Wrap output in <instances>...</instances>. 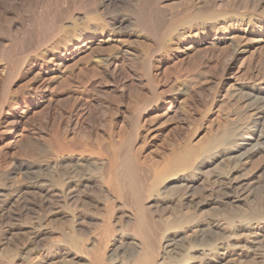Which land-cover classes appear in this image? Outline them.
I'll list each match as a JSON object with an SVG mask.
<instances>
[{
	"label": "bare ground",
	"instance_id": "obj_1",
	"mask_svg": "<svg viewBox=\"0 0 264 264\" xmlns=\"http://www.w3.org/2000/svg\"><path fill=\"white\" fill-rule=\"evenodd\" d=\"M14 1L16 2V0ZM29 1L32 2L30 3L33 6L32 8H35L40 3L44 2L43 0ZM221 1L223 2V4L219 6L221 9L220 11H224L230 7L228 1ZM3 2L4 0H0V4H2ZM158 2V0H71V8L66 11V16L63 15L64 17H66V20L68 21L67 23H69L68 26L65 25V27H63L61 20L56 16L57 14H54L52 16L48 14L50 4L45 2V10L43 12L35 13L36 10L32 9L33 14L35 13V15L31 16L24 25H22L18 30H16V32H12L9 26L10 23L8 25L9 27L4 24L6 22L4 21V18H2L3 16L0 15V31H6L7 37L11 41V44L24 42L27 45V50L31 47H39L41 45L45 46L46 44L48 46V43L51 42H54V46L51 49L55 51L63 50L67 52L68 50L70 51L74 48V51L71 54H67L68 57L62 56L57 52V55H54L53 60L51 59L52 61L50 62V65L46 69H44L41 74H39V78L32 84V87L17 94V98L15 99L16 101H11L9 103H0V145L8 137L14 139V143L11 142L13 144L12 147L15 148L20 144L17 139V134L19 132V124L25 122V117L19 116V112H16L17 109L25 110V112H28L27 110L29 109V105L38 107L41 105V98L37 95V92L39 90V84L46 81L47 75L49 73L60 69L67 62L72 61L71 59L74 58L73 53H75V45L83 43L85 41H87V43H91L94 39L99 37L105 39L110 36L113 37L114 35H119V33H123V31H125V28H129L131 26L139 27L143 31L142 32L139 29L140 34L141 32H145V34L147 33L149 35V32H147V30L151 31V29L153 30L155 26L157 27L160 18L159 14L163 15L164 11L166 10L158 9ZM249 2H247L246 0V3L244 4L245 8H247V3ZM263 2L264 0H261V3L259 2L258 4H255L252 9L254 11L259 10L261 17V27L259 28L262 32H264V8L261 7ZM196 3L198 4V2ZM21 7H17L15 9V12L12 14H22L23 10ZM114 9H119L122 12L127 13V15H115ZM205 9V7H201L198 10V14L196 15H202L200 16V18H203V13H205ZM247 9H245L244 11H246ZM75 10H77L79 13L74 14ZM159 10L163 11V13H161V11ZM224 12H219V14L222 16V13L224 15ZM215 14L213 15V17H216ZM206 15L207 18L206 20H204L206 23L200 24L198 26L200 29H202L201 35H198V33L200 32L199 31L198 33L195 32L196 35L194 36V38H200V40H198L201 41L200 46L206 44V41H203L202 37L206 35V33L212 31V29L214 28L212 27V23L213 21H215V19L213 20L211 14L207 13ZM234 15L236 16V14ZM58 16L60 17V15ZM64 17L62 18L63 20ZM232 19L233 18L227 19V17H223L221 21L226 23L231 21L232 24L238 22L237 19ZM172 20H174V18ZM197 20H199L198 17ZM163 21L164 20H162V22ZM170 24L171 23H169V25ZM232 24L230 25L232 26ZM167 28L166 30H164L167 31ZM204 29L207 30L204 32ZM185 30L188 31L187 28ZM221 31L223 30L221 29ZM153 33L154 31H152V35ZM163 34H165V32L162 33V35ZM174 34L175 33H173V35ZM177 34L179 35V33ZM221 40L219 39L217 40V42H220L219 44H224L225 42H221ZM122 43H124L123 40L120 44ZM115 44L108 45L107 47L98 45V47L95 48L86 47L88 49L85 51V53H87L83 56V59L86 60L87 72H99V69H102V71L105 73H112V70H115V68H120L123 70L124 64L126 62V64H128V61H131L133 58L129 57L125 53L118 51V48ZM17 47L19 48V45ZM242 52L243 51H235L232 54L231 60H235V58L239 56ZM262 53L263 54L262 58H260L261 62L259 65V73L260 75H263V78L261 79V85L245 87L243 90H239L240 92L238 94L239 98L243 99L246 108L248 110L255 111V116H252L249 119L245 117L247 119V123H243L244 125L240 124L241 126L236 127V129H231L230 131L232 132L225 130L224 133H220V137H216L214 139L209 140L208 143H206V146L201 149H197L198 147L186 148L184 150L185 152L183 151L184 153L182 152V154L177 155V157L175 156L176 158L174 159H176V165L174 163L171 164H174V170L169 171L171 167H168L169 169L167 168V172L166 169L164 170V175H156L157 177H155L154 182L150 184L152 186L148 187L149 189L147 188V184L144 182L146 180H142L140 178V173L142 176V172H140L141 170L137 168L135 162L136 160L134 161L133 156L130 154V152H132L130 151L132 147L127 142L126 144L129 145L128 147L123 145L125 148H128L127 151L124 148L125 154H123V156L120 155L121 158L117 156L118 160L111 158L113 161L111 160L110 162L109 160L107 163L108 171L110 174H112V176L108 177L107 180V175H105L106 177H104V181H107V185H95V182L92 181V178H90L89 181V176L87 179V177L85 178L82 175V177H80L85 178V180L82 179L83 181H77L75 183L71 179H69L68 176H65L64 178L61 177L62 179L60 180L56 179L57 182L54 183L55 180L53 179H55V177L53 178V175L58 178L57 174L55 175V173H57L55 172V168L57 167V165L58 167H60L61 165H66L70 162V160H72L71 156L73 155H70V150H68L69 147H66V145L61 144V141H59L56 137H54L53 140L52 138L50 140V135H48L47 140L43 143H39L36 141L30 144L26 152L21 157H15L12 155L8 156L6 151H0V264H124V261L122 262L121 259L118 257V253H121L122 255L125 250L131 251V257L133 258V260H131V264H264V199H262V197L257 199L256 196H258V194L255 196L253 193L252 187L255 183L251 180L254 174L244 179H239V176H237L238 180H236L237 178H234L235 180H232V178H230V174L225 177V179L229 181V184H231L227 185L231 190L242 191L243 189L248 188V193L245 196V191L243 190L244 192H236L235 197L231 198V204H234L236 207H233V205L230 204L231 207L229 208L228 205L227 207L230 209V212L232 207L234 209L238 208L237 206L240 203H244V206L248 205L249 208H245L249 211H247V214L245 212L246 209L242 210V208L240 209V211L242 210L245 213L244 215H241V212L238 213V215L240 214V216L238 217L236 216L237 213H235V219H229L224 222L215 221L213 219V217L217 215L216 213H218L219 205L217 204L218 209L216 208V213L214 212L215 209L213 210L212 208L213 206L211 207L213 191L215 187L218 186V182L216 184L217 186L214 187L213 184L211 185L209 180L206 184L204 183V185V181L202 182L201 180L203 171L210 172L213 167L215 168V164L216 168L219 166V163L220 166L223 168L225 167L224 165H226V163L228 164V162L229 165H227V167H230L231 164H233L234 166L244 167L253 159H256L255 162L257 161L258 163L261 162L264 164V52ZM10 54L11 49H9V47L1 48L0 61H8L10 59ZM13 54L11 56H13ZM40 62L41 64H45L44 61ZM54 62H56L55 65H53ZM8 64L11 65V61ZM41 64L38 63V65ZM36 65L37 64L31 66L29 69H26V67L22 66L23 68L21 67V69L19 70L22 73L18 75V79L23 80L31 72V69L36 67ZM143 65L144 66L140 67V71H143L146 81H149V78L151 79V70L147 69V67H149L150 64L147 66L146 62ZM133 66L134 65H132V69ZM73 74H75V72ZM95 76H97V74H95ZM101 77L103 78L102 75ZM13 78L14 73L7 72L6 77L2 82L3 91L4 89L6 90ZM101 80H99L100 83L102 82ZM92 84L93 83H89L86 87H91ZM186 86L188 87L190 85L188 84ZM8 91L9 90H7V92ZM165 92L162 93V97L161 95H158L160 96V99L163 98V100L161 101L162 105H167V112H173L175 104L173 100L169 98L170 96H167V94L170 93L167 92L166 94ZM159 96L157 97L154 95V98H159ZM155 99H148L147 97L145 99L143 98L139 101L136 108L134 107L135 109L132 115V124L134 126L139 123L142 113L151 108L150 105L152 103L154 104L158 102L157 100L159 99H156V101ZM14 104L15 108H13ZM156 105L158 104L156 103ZM78 107L79 106L73 108L72 106V109L69 108L66 112H62L63 115H65V119L68 123L75 122V124H78L79 122H81L80 116L81 112H83L84 110V106L82 105L79 108V112L77 111ZM234 118L236 120L237 117ZM62 122L64 121L62 120ZM229 123L232 122L229 121ZM39 125L41 127V122ZM233 126L235 127V125H232V128ZM228 128H231V126ZM38 130L41 131V128H38ZM53 141L54 144L52 145ZM118 148H114L115 153L112 151L115 154V157L120 152V149ZM115 149H118V152L117 150L115 151ZM121 150L123 151V149ZM217 161L219 162L216 163ZM221 162L226 163L222 164V166ZM261 163L256 164L258 167H256L257 170H261ZM78 164L80 165V162H78ZM78 164L74 165L78 167ZM103 167L107 166L104 165ZM222 168H220V171L225 169ZM234 168L236 169L238 167ZM76 169H79V167ZM62 172L63 174L65 173L64 169H62ZM76 173L73 174L77 176L78 173L77 175ZM242 176L244 177V175ZM242 176L241 178H243ZM245 176H247V174ZM222 179H224V177H222ZM218 181L220 182V179ZM201 183L203 186L199 185ZM55 184L59 190L56 189L57 187H55L54 190ZM199 186H202V191L204 192V196L202 195L203 197L200 199L195 196V193H197L195 192V190ZM80 188L84 190L83 193H107V191H111V193L114 192L116 196H118L117 199H119V202H124L125 198L127 199V197H129L131 199V205L133 206V210L135 209L136 211V214L133 213V219H129L128 222H125V225L130 226V230L132 228L131 233H128L129 231L127 230V228L126 230L128 232H126V230L122 231L121 229H123V227H126L123 226L120 228V232L117 230L118 234L114 236V238H112L113 229H111V224L109 222V224L103 222L104 225H100L102 228H100V231L102 230V234L100 233L102 235V238L99 237L101 240H97L98 238L94 239L96 240V242H98L96 243L94 253L90 254L89 251L91 249H88L87 247L88 243L90 244V241L88 239V236L87 238L85 237L86 235L81 229V226L84 224L82 221L84 220L82 219L81 221V217L75 215L72 212L73 209L70 210V206L73 204L75 205V203H77L79 199L78 195H80H76L74 194V192H76ZM172 189L178 191V194L173 196V199L171 201H174L176 207L179 209L178 212L180 211L182 215L181 219L176 221L174 220V216L171 214L170 220L168 219V221H164L165 224H162L163 226L165 225L164 227L162 226L163 230L158 229L156 231H153L154 229L152 230L150 227V223H148L150 222V220H148L147 222V217L145 218L146 215H144L145 210L147 211V213H150L152 211V205H149L147 207H144L143 205L145 199H147L146 192H151L150 195H147V197L150 196L149 198H152L151 196H153L155 200H162L164 198L163 195H167L168 191H171ZM179 191H181L182 193H180ZM231 195H233V193H231ZM57 196H59V200L55 199V197ZM130 199H128V201H130ZM107 200L108 199H106V201ZM128 201H126V203ZM122 206H124V204ZM158 206L156 207L155 211L153 210L154 213H161V211L158 210L162 207L159 208ZM54 208L59 209V212L57 214L52 213V210ZM107 210L110 211V208H106L105 211L107 212ZM226 210L227 208L225 209V211ZM109 211L107 213H109ZM153 211L151 213H153ZM199 211H203L205 214L202 215L201 213V216L200 213L195 214ZM213 212L215 214H213ZM234 212L235 211L232 212L233 215ZM233 215L231 217H233ZM157 216L159 217V214H157ZM159 218L157 219L159 220ZM160 226L161 225H159V227ZM94 240L93 242L95 245ZM108 246H110L109 249ZM105 253L107 254V256L105 255Z\"/></svg>",
	"mask_w": 264,
	"mask_h": 264
},
{
	"label": "rangeland",
	"instance_id": "obj_2",
	"mask_svg": "<svg viewBox=\"0 0 264 264\" xmlns=\"http://www.w3.org/2000/svg\"><path fill=\"white\" fill-rule=\"evenodd\" d=\"M43 1V4L40 3L41 5L39 4L37 7L32 8L33 6L32 4H30L32 2L29 0H16V2L14 0H4V2L0 4V15L3 16L2 18H4V21L6 22L4 24L7 25V27L10 26L12 32H16V30L24 25L31 16L35 15V13L43 12L45 10V2H47L50 4L48 14H50V16L57 14L56 16L61 20L63 27H65V25L68 26L69 23H67L68 21L63 15L66 16V11L71 8V0ZM158 1V9H166L167 11L165 10L163 13V11L159 10L161 11V13H163V15L159 14L160 18L157 27L155 26V28L153 30L151 29V31L147 30V32H149V35L147 33L145 34V32L142 33L143 31L139 27L131 26L129 28H125V31H123V33L114 35L115 37L110 36L111 38L108 37L105 39L99 37L94 39L91 43H87V41H85L83 43L75 45V53H73L74 58L71 59L72 61L67 62L60 69L57 68L58 70L49 73L47 75L46 81L39 84L37 95L41 98V105L39 107L29 105V109L27 108L28 112H25V110L17 109L16 112H19V116L25 117V122L19 124V132L17 134V139L20 144L15 148L12 147L13 144L11 142L14 143V139L8 137L0 145V151H6L8 156L12 155L15 157H21L26 152L30 144L36 141L39 143H43L47 140L48 135H50V140L51 138L53 140L54 137H56L59 141H61V144L69 147V153L70 155H73L71 156L72 160H70V162L66 165H61L60 167H58L57 165V167L55 168V172L57 173H54L55 175L57 174L58 178L53 175V178L55 177V179H53L55 180L54 183L57 182L56 179L60 180L65 176H68L69 179H71L75 183L77 181H83L82 179L85 180L86 177L88 179L89 176V181L90 178H92L93 180H91L95 182V185H107V181H104V177H106L105 175H107L106 180L108 177L112 176V174H110L108 171V161L110 160L111 162V158H114L115 160H118V157L121 158V156L125 154L124 146L128 147L129 145H131L132 148L130 149V151L132 152H130V154L133 156L134 161L136 160V166L137 168H139V170H141L140 172H142V176L140 173V178L142 180H146L144 182L147 184L148 188L152 186L150 184L154 182L155 177H157L156 175H164V170L166 169L167 172L168 167H171L170 169L168 168L169 171L174 170V164L176 165V159L174 158H176L177 155L182 154V152L186 148L198 147L197 149H201L206 146V143H208L209 140L220 137V133H224L225 130L232 132L230 131L231 129L233 130L236 129V127L244 125L245 122L247 123V119L255 116V111L248 110L243 99H240L238 94L245 87L260 86L261 79L263 78V75H260L259 73V65L261 62L260 58H262L263 54L262 52H264V32H262L259 28L261 27V17L259 10H252L255 4H258L259 2L261 3V0H255L256 3L254 2V0H247V2L250 1L249 3H247L248 9L245 8L244 5L246 3V0H226L229 2L228 4L230 7L224 10L225 12L220 11L221 9L219 6L223 4L221 0ZM196 2H198V4ZM17 7L22 8V14H12L15 12V9ZM201 7L206 8L205 13H203V18H200V16L202 15H196L198 14V10ZM261 7L264 8V2L262 3ZM244 8L247 10L244 11ZM32 9L36 10L34 14ZM218 11L220 13L224 12V15L222 13L221 16ZM77 13L79 12L75 10L74 14ZM207 13L212 15L213 20L215 19V21H213L212 23L215 26L212 25V27H214L212 31L206 33V35L202 37V40L206 41V44L200 46L201 41H198L200 40V38H194V36L199 31L200 32L198 33V35H201L202 29H200L198 26L200 24L206 23L204 20H206L207 18ZM114 14L118 16L127 15V13H124L119 9H114ZM214 14L216 15V17L214 16L215 18L213 17ZM234 14H236V16ZM58 15L62 17L60 18ZM63 17L64 20L62 19ZM172 17L174 18V20H172ZM197 17L199 18V20H197ZM223 17H227V19L233 18L232 20H234L235 18L238 20V22L235 24H232L231 21L226 23L221 21ZM160 19L164 21L162 22V20ZM168 20L171 22H169ZM169 23L171 24L169 25ZM230 24H232V26L234 27H232ZM166 28L168 29L167 31H165ZM186 28L188 31L185 30ZM139 29L142 31L141 34L144 35L140 34ZM161 29L165 30L162 31ZM221 29L223 31H221ZM206 30L207 29H204V32ZM4 31H0V49L9 47V49H11V54L8 61H0V103H9L11 101H16L15 99L17 98V94L32 87V84L39 78V74H41L43 70L50 65V62L53 60L54 55H57V52L62 56L68 57L67 54H71L74 51V48L70 51L68 50V53L63 50H52L51 48L54 46V42L48 43V46L46 44L45 46L41 45L43 47H31L27 50V45L24 42H19L22 45L19 43L11 44V41L7 37L6 31ZM152 31H154L155 34L153 33L152 35ZM161 32H165V34L162 35ZM173 33L175 34L173 35ZM177 33H179V35ZM219 39H222L221 42L225 43L219 44L220 42H217V40ZM119 40L121 42L123 40L124 43L120 44L121 42ZM10 44L14 46L16 44L17 45L14 47ZM112 44H115L117 46L118 51L125 53L129 57L133 58L131 61H128L131 64H126V62L124 64L123 70L120 68H115V70H112V73H105L102 71V69H99V72H87L86 60L83 59V56L87 53H85V51L90 47H107L108 45ZM18 45L19 48L17 47ZM235 51L243 52L239 56H237L235 60H231L232 54ZM12 54L13 56H11ZM39 59L40 61H44L45 64H41ZM10 61L11 65L8 64ZM20 62L22 63V65ZM146 62L147 66L150 64L147 69L151 70V79L153 81L150 78L149 81H146L143 71H140V67L144 66L143 64ZM38 63L41 65H38ZM35 64H37L36 67L32 68L31 72L23 80L18 79V75L22 73L21 71H19L22 66L26 67V69H29ZM55 64L56 62H54L53 65ZM132 65H134L133 69ZM68 68L69 70L71 69L70 71L72 74L70 73ZM7 72H13L14 78L9 83V86L6 88V90L4 89V91H6L4 92L2 89V82L6 77ZM74 72L75 74H73ZM94 73L97 74V76H95ZM119 73L122 74L120 75ZM101 75L103 76V78L101 77ZM98 76L101 78H99ZM99 80H101L102 82L100 83ZM89 83L93 84L91 85V87H86ZM188 84L190 86L187 87L186 85ZM7 90L9 91L7 92ZM164 92L166 94L167 92L170 93L167 94V96H170L169 98H171L175 104L173 112H167V105H162L161 101L163 100V98L160 99L159 95H161L162 97V93ZM154 95L157 97L159 96V98L156 97V99H159L157 100L158 102H156L158 105H156V103H154L155 105L152 103L150 105L151 108L142 113L139 123L134 126L132 124V115L137 104L140 100H142L143 98L145 99L146 97L148 99H155ZM82 105L84 106V110L83 112H81V122H79L82 125L79 123L75 124V122L68 123L63 113L66 112L69 108L72 109V106L73 108L79 106L77 108V111L79 112V108ZM13 106V108H15V104ZM234 117H237V121ZM62 120L64 122H62ZM39 121L41 122V127L39 125ZM229 121L232 123H229ZM232 125H235V127L233 126L232 128ZM230 126L231 128H228ZM38 128H41V131L38 130ZM126 142L129 145L126 144ZM53 144L54 141L52 142V145ZM114 148L120 149V152L118 155H116V157L114 154ZM118 149H115V151L117 150L118 152ZM121 149H123V151ZM127 149L128 148H125L126 151ZM255 160L256 159L251 160L244 167L234 166L231 163L230 167H227V165H229V162L228 164L226 162H221V165L226 163V165H224L225 167L222 168L219 163V166L217 165L218 167L216 168L215 164V168L213 167L210 172L203 171L201 177L202 182L204 181L203 185L204 183L206 184L208 180L211 185H214V187L218 185L213 191L211 205V207L213 206V210L215 209V213L217 212L216 208L219 205V209L217 208L218 213H216L217 215L213 217L215 221L224 222L229 219L233 220L235 213H237L236 216L239 217L240 214L238 215V213L242 212L241 215H244L245 213L242 210L249 208L248 205L244 206V203L238 204V208H233L235 205L231 204V198L235 197L236 192L242 193L245 191V196L248 193V188L243 189L244 191H235L229 189L227 185L231 184H229V181L225 179L228 174L231 175L230 178H232V180H235L237 176H239V179H244L254 174L251 180L255 183L252 187L253 193L255 196L258 194V196H256L257 199H259L260 197L264 199V164L261 162L258 163L257 161L256 163ZM74 161L77 163H75ZM78 162H80V165L78 164ZM218 162L219 161H217L216 163ZM172 163L174 164L171 165ZM260 163L262 164V168L261 170H257L258 167L256 164ZM74 164H78L79 166H77L81 170L76 169L78 167H76V165ZM104 165H106L107 167H103ZM233 166L238 168L235 169ZM220 168L225 169H221L222 171H220ZM62 169H64V174L62 172ZM76 172L78 173V175ZM73 173H76L77 176H75ZM246 174L247 176H245ZM81 175L85 178H81ZM242 175H244V177ZM241 176L243 178H241ZM222 177H224V179H222ZM238 178L236 180H238ZM219 179L220 182L218 181ZM199 185H202V183ZM202 186L197 187V189L195 190V192H197L195 193V196L199 199L204 196ZM55 187H57L56 184L54 185V190ZM56 189H58V187ZM81 190L83 189H78L76 191L78 193L74 192V194L80 195H78L79 199L77 203H75V205H71L72 207L70 206V210L73 209L72 212L75 215L80 216L81 221L82 219L84 220L82 221L84 224H81L83 226H81V229L86 235L85 237L87 238L88 236V239L90 241V244L88 243L87 246L88 249H91L89 251L90 254L94 253L96 243L98 242H96V240L94 239L98 238L97 240H99L100 238H102V230L100 231V225L103 226V222H109L111 224V229H113L112 238H114V236L118 234L117 230L120 232V228L123 226L126 227H123V229H121L122 231H125L127 228L129 232L127 230L126 232L131 233L132 228L130 230V226L125 225V222H128L129 219L132 220L134 215L133 213L136 214V211L135 209L133 210L131 199L129 197H127V199L125 198L124 202H119V199H117L118 196H116L114 192L111 193V191H107V193H83L84 190ZM108 192L111 193V196ZM148 192H146L147 195H150L151 192H149V194ZM177 192L178 191H175V189L168 191L167 195H163L164 200H155L153 196H151L152 198H149L150 196L147 197L146 195L147 199H145L143 203L144 207L152 205V211H155L156 207L159 205L158 207H162L160 209H163L160 210L158 208V211H161V213H154V211L153 213H151V211L150 214L147 213L146 210L144 212V215H146L145 218L147 217V222L148 220H150V222L148 223H150L151 229H154L153 231H156L158 229L163 230V227L165 225L163 226L162 224H165L168 219L170 220L171 214L174 216V220L178 221L181 219L182 215L180 211L178 212L179 209L176 207L175 202L171 201L173 199V196L178 194ZM179 192L182 193L181 191ZM231 193H233V195H231ZM58 198L59 196L55 197V199L59 200ZM106 199L108 200L106 201ZM128 199H130V201H128ZM126 201L128 202L126 203ZM224 201L226 202V204ZM155 202L157 206L155 205ZM121 203L122 205L124 204V206H122ZM126 204H130L131 207L130 205ZM230 204L233 205L231 212L229 209L231 207ZM75 206L79 207L76 208ZM106 208H110V211L107 210V212L109 211V213L105 211ZM226 208L227 210L225 211ZM240 209L242 210L240 211ZM227 211H229L230 213ZM233 211H235L234 215L232 214ZM247 211L249 210L246 209L245 212L247 213ZM58 212V208H54L52 210L53 214H57ZM214 212L213 214H215ZM80 213L83 215H81ZM199 213L200 216L201 213L202 215L205 214L203 211L196 212L195 214ZM157 214H159L160 218L157 216ZM230 214H232L233 217H231L232 215ZM152 216L159 218V220ZM155 219H157L158 221ZM159 225L161 226L159 227ZM93 240L95 241V245ZM109 248L110 246H108V249ZM106 253L105 255L107 256ZM131 255L132 254L130 250H125L122 255L121 253H118V257L122 262L124 261V264L132 263L131 260H133V258L131 257Z\"/></svg>",
	"mask_w": 264,
	"mask_h": 264
}]
</instances>
